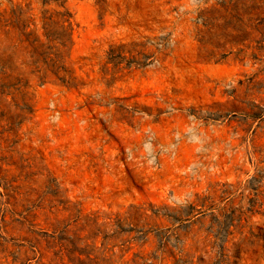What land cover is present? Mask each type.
Here are the masks:
<instances>
[{"label":"rangeland","instance_id":"374dc122","mask_svg":"<svg viewBox=\"0 0 264 264\" xmlns=\"http://www.w3.org/2000/svg\"><path fill=\"white\" fill-rule=\"evenodd\" d=\"M0 264H264V0H0Z\"/></svg>","mask_w":264,"mask_h":264}]
</instances>
